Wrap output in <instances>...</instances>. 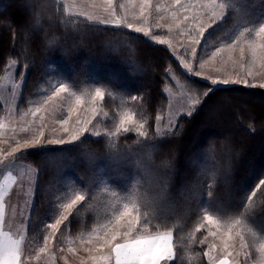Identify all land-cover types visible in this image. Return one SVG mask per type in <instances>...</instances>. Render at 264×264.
<instances>
[{
	"label": "trees",
	"instance_id": "obj_1",
	"mask_svg": "<svg viewBox=\"0 0 264 264\" xmlns=\"http://www.w3.org/2000/svg\"><path fill=\"white\" fill-rule=\"evenodd\" d=\"M227 2L225 20L202 41L207 47L239 39L246 27L264 22V0ZM10 61L23 79L20 109L41 103L55 83L84 96L101 87L106 111L133 112L148 132L84 134L73 143L41 144L16 155L36 172L27 241L45 236L56 201L81 192L88 199L70 227L57 232L60 237L96 234L123 202L134 199L148 230L173 233V264H209L200 243L208 232L205 212L226 225L240 219L233 231L243 233L249 253L257 252L264 242V187L257 190L264 179V90L214 87L192 78L166 46L123 27L70 16L56 0H0V80ZM169 70L196 98L207 95L190 116L178 119L174 134L157 135Z\"/></svg>",
	"mask_w": 264,
	"mask_h": 264
},
{
	"label": "rangeland",
	"instance_id": "obj_2",
	"mask_svg": "<svg viewBox=\"0 0 264 264\" xmlns=\"http://www.w3.org/2000/svg\"><path fill=\"white\" fill-rule=\"evenodd\" d=\"M56 1L70 16L83 18L85 21L96 24H102L99 22L101 19L113 21L116 18H120L125 22V24L131 23L138 27L147 28L149 35L145 36L142 32L141 34L152 42L156 43V41L152 38L153 36H161L168 39L172 47L170 48L166 44L162 45L166 46L171 51L172 56L177 58L180 66L178 68H181L185 74L192 78L209 82L214 87H226L232 85L246 87L243 83L213 85L211 80L221 78L242 79L247 77L249 84L256 85V87H252L253 89L264 90V88L259 87L261 83H264V67L260 66L259 61L255 65L251 64L250 54L245 42H242L240 45V47H244L245 49L246 58L244 60H241L239 47L232 50L227 49L226 45L229 42H223L213 48L207 47V44L202 41L207 34L208 29H206L204 37L201 38L200 44L195 45L192 43V35H196V32L192 29L190 21L181 23V20L184 14L191 17L193 12L197 10L205 13L206 20V13L208 9H201L200 5L197 4V0H181V4L188 7L187 13H184L183 8H181L180 5H176L174 0H151L150 5L142 4V0H113L112 8L115 9V17L111 15V9H109L108 12L103 11V9L108 7L104 0ZM206 2L207 0H201V3ZM218 2H221V0H218ZM190 5H196V9H193ZM141 8L145 9L144 16H140ZM177 9H179V12L177 16L173 17V12H176ZM88 16H92L93 19L89 20L87 18ZM219 23L221 22H218L217 24ZM157 24L162 25V27H157ZM176 24H180V27L177 28ZM109 25L115 26L113 24ZM168 26H172V32L168 31ZM119 27L129 29L123 24ZM182 30L183 34L181 35ZM190 32L191 35L189 34ZM246 39L247 38H245V40ZM192 47L196 48L195 56L191 53ZM217 47H225V51L213 60L211 59V52ZM177 53L179 55H177ZM180 57L183 58L185 63H190L192 65L194 72H200L201 75L196 76L189 73L188 70L184 68ZM205 60H207L208 63L204 69H200L199 64ZM249 67L252 69L253 76H247ZM16 68V63L10 61L7 65L6 72L0 80V103L4 106V115L0 118V160L8 161L6 164L0 163V192L2 184L7 180V178H5L7 174L12 176L13 181L15 182L18 174L21 175L24 170L21 168L22 171L19 173V169L16 166L20 162L16 159L13 160V158L8 157L7 153L10 152L13 147L17 146V141L23 144L25 140H31L34 136L38 135L42 125L44 131V137L41 141L42 145H48L46 143L48 139L62 138L65 141H68V137L72 133V130L82 127L83 122L89 119L92 120V123L88 125V131L84 134L96 137L95 133L99 132L100 135L115 137L111 136L110 132L115 131L121 116H123L124 113L129 112L119 111L117 116H112L111 112H108L103 108V101H97L94 105L88 101L87 95L84 96V94H80L84 96L85 99L80 105H76L75 98L68 97L66 93L61 94V97L49 102L47 105L44 104L45 98L39 104L30 105L27 108L20 109L18 102L21 96L23 79L22 77L17 79ZM216 69H219V71H216ZM169 76L170 83L167 85L164 92L167 95L166 111L162 117H159V120L157 119L155 128V130L159 128L161 133H164V131L169 128V120H171L172 125H176L178 119L182 115H188L187 109L191 105V101L197 99L193 93L189 92V88L183 80L181 81L176 73L169 70ZM94 107L99 112V115L95 119H93L92 113V109ZM37 108H40L41 110L33 115V111ZM70 108L74 110L72 111L69 124L67 125L69 132H64L59 124V121L68 118ZM104 112L108 113L106 117L104 116ZM78 120L81 121V123H77ZM134 120L135 122L143 123V121L138 119L136 115L134 116ZM125 126L133 129L128 133L137 134V131L135 130V123L131 125L126 124ZM23 150L26 149L21 148L20 152ZM29 171L32 180L31 194L33 197L34 181H36V179L35 176H33L32 171ZM29 185V181H27L26 184L16 183L15 186L13 185L14 191L12 192V185L10 182L8 188L4 192L0 193L3 197V231L9 233L13 239L23 238V243L21 245L23 250L22 259L26 260V264H94L86 249L93 247L98 243V241L95 240V235L97 233L102 234L103 230L96 232L94 235L85 236V238H64V235L60 237L58 236V233H56V236L49 242L47 249L44 252H41L40 249L44 248V237L48 234V232H50L49 229L47 230L45 236L40 240H35L34 242H30L29 240L27 241V229L30 218L32 197L31 201L27 205L25 203V190H28ZM207 227L208 229L211 228L212 231L216 230L212 225L207 224ZM140 231L141 230L138 229V232ZM221 231L223 232L224 230L221 229ZM150 233L153 232L149 230L148 233L141 234L147 235ZM206 236L207 242L203 244L205 245L204 250L209 251L210 245L214 244L216 245V248L212 251V255L220 256L222 253V244L219 237L209 236L208 232ZM232 237L233 240H230L229 243L234 242L236 245V251H239V238L235 236V231L232 232ZM90 238L92 239V243H86V241ZM61 248L63 251H61ZM69 249H72V251H69ZM259 249L260 246L259 248L257 247V252L254 254L247 251L249 253L247 257L243 254L236 257L234 252V256L230 257L229 260H237L239 264H264V254H262ZM91 255H100V253L94 252ZM206 259L209 263L207 257ZM101 264H103V262H101Z\"/></svg>",
	"mask_w": 264,
	"mask_h": 264
},
{
	"label": "snow or ice",
	"instance_id": "obj_3",
	"mask_svg": "<svg viewBox=\"0 0 264 264\" xmlns=\"http://www.w3.org/2000/svg\"><path fill=\"white\" fill-rule=\"evenodd\" d=\"M104 2L108 5L107 8L103 9V11L108 12L111 9V15L115 17V9L112 8L113 0H104ZM151 0H142V4L150 5ZM176 5H180L183 8L184 13H187L188 7H185L181 4V0H174ZM197 4L200 5L201 9H208L206 13L203 11H194L193 15L190 17L187 14L183 15L181 23L185 21H190L192 24V29L195 30L196 35H192V43L195 45L200 44L201 38L204 37V33L206 29L213 28L218 22L224 21L227 15L226 10L229 7V3L227 0H207L206 3H201V0H197ZM123 7V6H121ZM193 9H196V5H190ZM179 9L176 12H173V17L177 16ZM145 9L141 8L140 16H144ZM89 20L93 19L92 16L87 17ZM102 24L109 25L113 24L117 27L122 24L128 27L130 30H134L137 33H143L145 36L149 35V31L147 28H142L135 26L131 23H126L120 19L116 18L113 21H108L101 19L99 21ZM157 27H162V25L157 24ZM176 27L179 28L180 24H176ZM168 31L172 32V26H168ZM183 34V30L181 31V35ZM191 35V32L189 33ZM240 38L235 41L229 42L226 47L228 50L235 49L239 47L241 53V60H244L245 57V49L244 47H240L242 42L247 44L248 52L251 58V64L255 65L258 61L261 67H264V22H261L258 27H246L244 31L240 34ZM245 37L247 39L245 40ZM156 43L158 44H166L170 48L172 47L170 41L161 36H153L152 37ZM187 51V49H186ZM223 51H225V47H217L214 51L211 52V59H215L219 56ZM191 53L195 56L196 48H191ZM177 55H179L177 53ZM181 58V62L183 63L184 68L188 70L189 73L193 75L199 76L200 72H194L192 69V65L190 63H185L183 58ZM207 60L201 62L199 64L200 69H204ZM219 71V69H216ZM247 76H253V72L251 67H249ZM211 83L213 85L222 84H237L243 83L246 87H256L255 84H249L247 77L242 79H231V78H221V79H212ZM260 88H264V83L259 85ZM213 89H209L208 91H212ZM66 93L68 97L75 98V104L80 105L85 97L77 94L76 91H73L67 84L65 83H55L53 85V90L51 94L47 95L44 104L47 105L49 102L56 100L61 97V94ZM201 95L206 96L207 92L203 94H197L198 98L191 101V105L187 109V114L190 116L192 112L196 109V106L202 102L199 98ZM105 96V90L101 87H97L94 90V93L89 94L88 101L92 104H96L97 101H103ZM139 99L138 96H131L130 100L135 102ZM41 109L37 108L33 111V115L36 112H39ZM74 109L70 108L68 113V118L62 119L59 121L61 128L64 132H69V128L67 125L69 124V119L71 118L72 111ZM93 119H95L99 112L94 107L92 109ZM108 115L107 112H104V116ZM134 113L126 112L121 116L119 120V124L117 125L115 131L110 132L111 136H116L121 131L124 133H128L133 129L130 127H126V124L135 123V130L140 137H147L148 132L143 130L145 128L144 123L135 122ZM43 119V118H41ZM159 120L160 118L157 117ZM77 123H81V121H77ZM92 123V120L89 119L83 122V126L72 130V133L68 137V141H65L62 138L56 139H48L46 143L48 145H62L66 142L77 141L83 136L85 132L88 131V125ZM175 127L172 125L171 120H169V128L166 129L163 135L174 134L171 132V129ZM157 135H161V131L157 129ZM96 136H99L100 133L96 132ZM44 137L43 125L39 130L38 135L34 136L31 140H25L23 144L19 141L16 142V147H13L10 152L7 153L8 157L15 159L16 155L20 154V149H28L33 147L34 145L41 144L42 138ZM0 163H8L7 160H0ZM261 187H264V179L259 181V185L257 190H260ZM256 192H251L248 199L254 197ZM88 199V196L81 192H77L74 195H71L65 199H59L55 202L56 215L54 220H50L44 225L47 229L50 230L48 234L44 237V248H41L40 251L44 252L47 249V246L50 241L54 239L56 233L61 230L62 227L68 228L71 225V218L74 216V213L78 210V207L83 204V202ZM203 221H205L208 225H212L215 227V231H212L211 228L208 229V235L213 237H219L222 244V253L220 256H213L212 251L216 248V245H210L209 251H205L203 255L208 258L209 264H239L237 260L230 261L229 258L234 256L239 257L243 254L245 257L249 255L247 252V248L249 247L245 241V236L241 231H236L235 236L239 238V251H236L235 243H229L230 240H233L232 232L236 226L241 225V220L236 219L231 224H225V222L218 218L213 214H208L205 212L203 215ZM3 197L0 195V264H26V260L22 259L23 250L22 243L23 238L13 239V237L3 231ZM147 224V216L144 215L142 217L141 207L139 203L133 200H126L122 203V206L118 211L113 213L112 219L108 220L107 223L103 225V232L97 233L95 235V240L98 241L96 245L93 247L87 248L86 251L90 254V258L94 262V264H173V262L177 259L174 245L172 243L173 233L171 231H159L153 228V233L143 235L141 233H148ZM204 224L202 223L200 226L196 228V231L199 232L202 228H204ZM224 228V231H221V228ZM138 229L141 231L138 232ZM135 233V235H134ZM207 242V236L204 237L203 240L200 241L201 244ZM86 243L91 244L92 239L90 238ZM232 249V250H229ZM260 252L264 254V243L260 244ZM61 251L63 249L61 248ZM72 251V249H69ZM100 253V255H91L92 253Z\"/></svg>",
	"mask_w": 264,
	"mask_h": 264
},
{
	"label": "crops",
	"instance_id": "obj_4",
	"mask_svg": "<svg viewBox=\"0 0 264 264\" xmlns=\"http://www.w3.org/2000/svg\"><path fill=\"white\" fill-rule=\"evenodd\" d=\"M16 167L19 169V173H21V171H22L21 168H23L24 169L23 172L21 173V175L18 174L15 182L13 181V177L10 176L9 174H7L5 177V178H7V180L2 184L0 193L4 192L8 188V185L10 182L12 185V192H13L14 186L16 183L26 184V182L29 181L30 182L29 188H28V190H25V203L28 205L29 202L31 201V197H32V194H31L32 180L30 177V171L29 170L32 171L33 176H35V179H36V173L34 172V169L31 166L24 164V163H21V162L18 163V165ZM34 183H35V181H34ZM34 187H35V184H34ZM33 195H34V189H33ZM32 199H33V197H32Z\"/></svg>",
	"mask_w": 264,
	"mask_h": 264
}]
</instances>
